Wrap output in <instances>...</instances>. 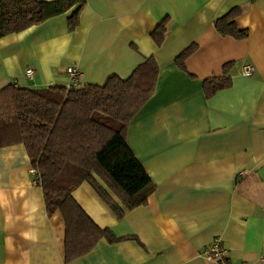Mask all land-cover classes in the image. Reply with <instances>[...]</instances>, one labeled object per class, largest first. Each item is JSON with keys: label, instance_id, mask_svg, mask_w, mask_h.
Returning <instances> with one entry per match:
<instances>
[{"label": "crops", "instance_id": "obj_1", "mask_svg": "<svg viewBox=\"0 0 264 264\" xmlns=\"http://www.w3.org/2000/svg\"><path fill=\"white\" fill-rule=\"evenodd\" d=\"M236 7L243 41L214 28ZM70 13L0 39V90L67 87L71 67L80 87L102 86L153 57L154 94L126 140L155 190L119 219L88 185L77 188L74 200L99 228L134 239L103 238L66 262L62 215L47 214L24 146L1 148L0 264H214L202 251L216 238L231 264H264V0H86L72 32ZM165 19L158 47L151 35ZM191 45L183 71L175 58ZM230 62L231 87L206 99L203 82L222 77Z\"/></svg>", "mask_w": 264, "mask_h": 264}, {"label": "trees", "instance_id": "obj_2", "mask_svg": "<svg viewBox=\"0 0 264 264\" xmlns=\"http://www.w3.org/2000/svg\"><path fill=\"white\" fill-rule=\"evenodd\" d=\"M85 4L86 0H0V39L70 11L68 29L72 32ZM240 13V8H233L214 22L221 37L235 41L248 38V31L236 25ZM167 24L168 19L163 20L151 35L158 47ZM196 50V45L189 46L176 56L175 64L185 71V61ZM233 66V62L225 64L222 77L203 82L206 99L231 87L228 74ZM158 73L155 59L148 57L127 79L111 76L102 86L38 90L8 85L0 90V149L24 146L47 214L62 215L66 262L88 254L103 238L111 244L134 239L116 238L109 229L99 228L72 193L88 185L119 219L126 211L147 204L155 185L126 136L131 120L153 96Z\"/></svg>", "mask_w": 264, "mask_h": 264}, {"label": "built area", "instance_id": "obj_3", "mask_svg": "<svg viewBox=\"0 0 264 264\" xmlns=\"http://www.w3.org/2000/svg\"><path fill=\"white\" fill-rule=\"evenodd\" d=\"M242 73L245 77H251L254 73L252 65H245L242 68ZM34 72L32 69L26 71V77L32 79ZM66 76L68 78V89H76L80 87L81 74L77 68L71 67L66 69ZM31 175L34 177V183L38 185V177L36 171L31 169ZM245 172H241L239 176H244ZM202 256L214 264H231L228 256V250L223 245L221 239L216 238L213 242L202 251ZM264 260V254L262 255Z\"/></svg>", "mask_w": 264, "mask_h": 264}]
</instances>
